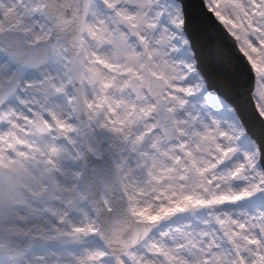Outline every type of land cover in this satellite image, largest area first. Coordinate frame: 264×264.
<instances>
[{"label": "snow or ice", "instance_id": "obj_1", "mask_svg": "<svg viewBox=\"0 0 264 264\" xmlns=\"http://www.w3.org/2000/svg\"><path fill=\"white\" fill-rule=\"evenodd\" d=\"M0 0V264H264V0Z\"/></svg>", "mask_w": 264, "mask_h": 264}, {"label": "rangeland", "instance_id": "obj_2", "mask_svg": "<svg viewBox=\"0 0 264 264\" xmlns=\"http://www.w3.org/2000/svg\"><path fill=\"white\" fill-rule=\"evenodd\" d=\"M11 170H15L20 179V186H10L7 181V176ZM42 174L38 175L27 164L16 162L6 168L0 174V201H3L10 209V205L15 206L18 203L24 202L29 193L41 184ZM11 207V208H12Z\"/></svg>", "mask_w": 264, "mask_h": 264}, {"label": "water", "instance_id": "obj_3", "mask_svg": "<svg viewBox=\"0 0 264 264\" xmlns=\"http://www.w3.org/2000/svg\"><path fill=\"white\" fill-rule=\"evenodd\" d=\"M190 4L189 13L192 17L193 27L202 28L208 25L209 20L204 15L202 8L200 7V0H188ZM7 181L10 186H20L21 182L19 180L18 174L15 170H11L10 174L7 176ZM12 205H10V208Z\"/></svg>", "mask_w": 264, "mask_h": 264}, {"label": "clouds", "instance_id": "obj_4", "mask_svg": "<svg viewBox=\"0 0 264 264\" xmlns=\"http://www.w3.org/2000/svg\"><path fill=\"white\" fill-rule=\"evenodd\" d=\"M8 210L7 205L3 201H0V213H6Z\"/></svg>", "mask_w": 264, "mask_h": 264}]
</instances>
